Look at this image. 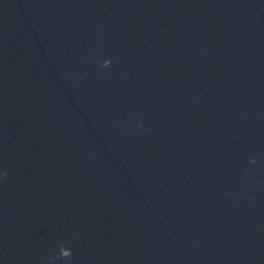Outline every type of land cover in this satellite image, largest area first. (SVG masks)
Wrapping results in <instances>:
<instances>
[{"label":"water","instance_id":"water-1","mask_svg":"<svg viewBox=\"0 0 264 264\" xmlns=\"http://www.w3.org/2000/svg\"><path fill=\"white\" fill-rule=\"evenodd\" d=\"M0 264H264V0H0Z\"/></svg>","mask_w":264,"mask_h":264},{"label":"clouds","instance_id":"clouds-1","mask_svg":"<svg viewBox=\"0 0 264 264\" xmlns=\"http://www.w3.org/2000/svg\"><path fill=\"white\" fill-rule=\"evenodd\" d=\"M110 63V60H104L103 61V65L104 66H107L108 64ZM251 161L252 162H255V157H252L251 158ZM5 175H7V173L5 172L4 173ZM72 255V250L68 247H65L63 244L60 246V250H59V253H58V256L57 257H53V260L57 259V258H60V257H63V258H69L71 257Z\"/></svg>","mask_w":264,"mask_h":264}]
</instances>
